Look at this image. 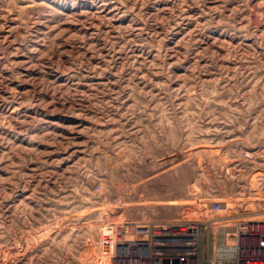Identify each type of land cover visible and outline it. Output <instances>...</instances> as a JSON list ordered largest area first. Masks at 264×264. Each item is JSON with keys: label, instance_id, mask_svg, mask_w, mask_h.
I'll list each match as a JSON object with an SVG mask.
<instances>
[{"label": "rangeland", "instance_id": "obj_1", "mask_svg": "<svg viewBox=\"0 0 264 264\" xmlns=\"http://www.w3.org/2000/svg\"><path fill=\"white\" fill-rule=\"evenodd\" d=\"M132 221L264 257V0H0V264H127Z\"/></svg>", "mask_w": 264, "mask_h": 264}, {"label": "built area", "instance_id": "obj_2", "mask_svg": "<svg viewBox=\"0 0 264 264\" xmlns=\"http://www.w3.org/2000/svg\"><path fill=\"white\" fill-rule=\"evenodd\" d=\"M192 224L182 225L179 222H120L115 223L116 241L122 238L128 241V246L139 250V253L128 255L116 252V260L127 264H150L149 256L142 253V249L151 250L155 254V264H190L192 249L196 238ZM178 251H174L172 248ZM160 249V250H159ZM172 249V251H167ZM175 249V250H176ZM153 254V255H154ZM122 255H127L123 258ZM250 264L251 263L250 261Z\"/></svg>", "mask_w": 264, "mask_h": 264}, {"label": "bare ground", "instance_id": "obj_3", "mask_svg": "<svg viewBox=\"0 0 264 264\" xmlns=\"http://www.w3.org/2000/svg\"><path fill=\"white\" fill-rule=\"evenodd\" d=\"M261 239H264V233L261 234ZM122 256H123V258L127 257V255H122ZM263 256H264V254H263ZM252 260H254V262H256V264H264V257L262 258V260L261 259H252ZM111 264H113V261Z\"/></svg>", "mask_w": 264, "mask_h": 264}]
</instances>
